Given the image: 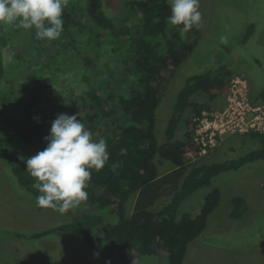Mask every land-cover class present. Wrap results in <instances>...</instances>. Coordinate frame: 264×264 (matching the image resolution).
Returning a JSON list of instances; mask_svg holds the SVG:
<instances>
[{
    "label": "trees",
    "instance_id": "obj_1",
    "mask_svg": "<svg viewBox=\"0 0 264 264\" xmlns=\"http://www.w3.org/2000/svg\"><path fill=\"white\" fill-rule=\"evenodd\" d=\"M85 3L88 22L94 24L80 22L79 34L92 27L90 33L97 34L96 41H90L89 36L87 45L100 47L107 42H116L123 48V67L133 81L129 83L126 77L119 81L118 74L106 72L103 77L96 76V81L100 80L103 86L85 90L81 97L83 104L97 110L100 116L87 128L94 139L103 138L106 141L109 161L102 170H92L86 188L87 199L67 211L72 212L71 221L37 233L34 238L56 232L78 235L90 248L103 251L107 264H142V255L166 260L168 264H183L189 244L204 232L209 216L220 204L221 194L216 188L209 191L196 217L190 213L179 217L182 202L211 187L212 178L219 173L264 160V148L236 161L205 162L192 167L186 164L187 155L198 154L192 140L196 118L206 108L224 106L221 98L224 99L233 78L225 68L190 76L178 88L165 130L166 142L159 145L156 136L157 109L163 91L176 77V70L194 52L196 43L193 36L197 26L186 38H181L178 29L165 22L170 15L167 0H140L130 7L134 12L132 20L119 24L103 11V0H86ZM63 21V31L75 37L71 29L76 22L70 9L65 8ZM71 21L74 25L70 27ZM7 43L0 26V89L7 73L4 64ZM72 44L66 43V47H72ZM74 51H77L76 48ZM84 61L89 71L94 70L95 59L85 56ZM90 75L86 73L84 77ZM114 80L118 83L116 88ZM122 84H128L126 91L122 90ZM24 85L20 89L22 99L17 97L9 103V96L0 90V128L7 130L3 134H9L11 138L3 140L0 137V159L9 167L18 185L35 198L39 193L32 187L34 179L26 171L24 160L47 146L44 138L49 135L52 121L56 118L35 119L34 111L42 97L47 95L46 88L31 92ZM199 94L207 96V102L195 100ZM250 98L255 105L264 103V93L251 96L250 89ZM6 105L11 109L17 107L14 111L16 115H13L14 123L3 115ZM181 125L185 127L184 139L177 137ZM249 135L255 140L260 139L264 146L263 134ZM157 156L172 162L175 168L161 176L155 163ZM167 192H172V197L161 208L154 210ZM133 198L136 201L130 214L128 205ZM232 204L230 216L238 219L246 210L245 201L238 197ZM98 230L100 237H97Z\"/></svg>",
    "mask_w": 264,
    "mask_h": 264
},
{
    "label": "rangeland",
    "instance_id": "obj_2",
    "mask_svg": "<svg viewBox=\"0 0 264 264\" xmlns=\"http://www.w3.org/2000/svg\"><path fill=\"white\" fill-rule=\"evenodd\" d=\"M138 1L103 0V11L118 24L124 20L131 21L134 12L130 7ZM85 2L68 0L66 9H70L76 22L73 26L71 21L69 26H73L71 33H75V37L62 31L56 40L40 41L35 38V29L2 26L8 43L4 49L7 73L0 90L9 96L8 103L23 96L20 89L24 84L31 92L46 88L47 95L42 97L34 111L36 117L53 119L61 113L79 114L78 119L88 127L100 116L97 110L85 106L81 97L85 90L103 86L100 80L96 81V76L103 77L108 72L118 74L119 81L122 77H126L129 83L133 81L123 67V48L116 42H107L100 47L87 45L89 36L90 41H96L97 34L90 33L92 27L79 34L80 22L94 24L88 22ZM199 10L202 20L193 36L196 43L194 52L176 70V77L163 91L157 109L156 136L159 145L166 142L165 130L177 90L190 76L225 68L233 77L247 79L251 96L264 93V0H199ZM74 29L77 31L73 32ZM66 43H71L72 47H66ZM75 48L77 51H74ZM85 56L95 59L94 70L87 68ZM86 73L91 75L85 78ZM116 80L113 83L115 88L118 86ZM127 87L128 84H122V90L126 91ZM194 99L207 102V96L203 94ZM223 100L221 98V102ZM16 108L6 105L3 111V115L11 119L10 123H14ZM0 131L3 140L11 139L9 134H3L7 130L0 128ZM184 133L185 127L181 125L177 137L184 139ZM262 148L260 139L255 140L249 134L234 135L226 137L207 156L187 155L186 164L192 167L205 162L236 161ZM155 163L160 175L175 168L172 162L159 156L155 158ZM8 168L0 159V264H107L104 252L90 248L78 235L56 232L34 238L37 233L71 221L72 212L61 214L51 208H38L35 198L18 185ZM213 188L220 191V204L209 216L202 235L189 244L183 264H264V160L214 176L211 187L182 202L179 217L184 213L193 217L199 215L206 194ZM171 197L172 192H167L153 209L158 210ZM238 197L244 199L246 210L240 218L232 219V201ZM128 209L130 213L132 201ZM97 237H100V230ZM141 263L168 264L166 260L147 255L141 256Z\"/></svg>",
    "mask_w": 264,
    "mask_h": 264
},
{
    "label": "clouds",
    "instance_id": "obj_3",
    "mask_svg": "<svg viewBox=\"0 0 264 264\" xmlns=\"http://www.w3.org/2000/svg\"><path fill=\"white\" fill-rule=\"evenodd\" d=\"M170 15L166 24L176 28L181 38L202 20L199 0H167ZM68 0H0V26L15 25L35 29L40 41L58 39L63 31L64 9ZM78 115L58 114L47 146L24 160L26 171L34 179L32 187L38 208H51L63 214L87 199L92 170L100 171L109 161L106 141L96 140ZM39 121V118H35Z\"/></svg>",
    "mask_w": 264,
    "mask_h": 264
},
{
    "label": "built area",
    "instance_id": "obj_4",
    "mask_svg": "<svg viewBox=\"0 0 264 264\" xmlns=\"http://www.w3.org/2000/svg\"><path fill=\"white\" fill-rule=\"evenodd\" d=\"M264 135V103L255 105L246 78L234 76L228 84L224 106L206 108L196 118L192 140L201 158L214 152L226 137Z\"/></svg>",
    "mask_w": 264,
    "mask_h": 264
},
{
    "label": "crops",
    "instance_id": "obj_5",
    "mask_svg": "<svg viewBox=\"0 0 264 264\" xmlns=\"http://www.w3.org/2000/svg\"><path fill=\"white\" fill-rule=\"evenodd\" d=\"M162 176V175H161ZM132 201V210H133V208H134V202L136 201V199H134L133 198V200H131ZM132 213V211H130V214Z\"/></svg>",
    "mask_w": 264,
    "mask_h": 264
}]
</instances>
